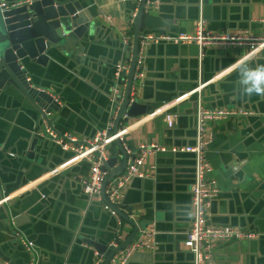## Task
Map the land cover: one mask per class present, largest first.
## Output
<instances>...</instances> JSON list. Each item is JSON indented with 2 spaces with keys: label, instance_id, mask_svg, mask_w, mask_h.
<instances>
[{
  "label": "crops",
  "instance_id": "1",
  "mask_svg": "<svg viewBox=\"0 0 264 264\" xmlns=\"http://www.w3.org/2000/svg\"><path fill=\"white\" fill-rule=\"evenodd\" d=\"M80 1L93 16L91 22L96 24L95 32L91 35L86 33L83 63L75 64L72 60L63 70L50 67L54 80H67L69 84L52 82L57 87L48 92L59 96L66 107L52 113L54 128L86 139L102 130L109 120L111 106L107 92L112 86L114 68L109 69L108 66L113 62L126 63L124 47L125 42L133 46V25H130L129 18L136 8V0ZM160 7L161 17L167 22L163 31L171 35H193L201 18L206 28H210L209 32L214 34L246 33L264 37V0H160ZM186 46H156L149 51L146 85L143 83L137 98L143 96L156 102L186 89L196 76L200 78L198 62L204 63L205 74H212L215 68L226 65L229 60H238L200 92L201 102L202 98L208 100L203 105L199 102L198 105L204 108L216 105L220 94L230 96V101L236 104L234 108H228L256 112L255 116L242 118L241 122L227 120L206 129L207 136L213 141L206 152L211 168L207 177L216 182L220 192L207 216L211 226L238 228L256 238L212 241L209 252L204 253L208 256L204 264H264V96L243 95L239 85L245 67L264 65V49L251 53L243 47L209 48L222 50V56H207L206 51L214 52L204 50L201 59L196 47ZM46 84L41 85L48 87ZM42 86L39 87L44 89ZM222 91L228 93L223 94ZM187 96L185 93L164 105L156 111L161 116L153 119L149 114L127 122L121 120L118 128L128 130L125 140L129 149L136 151L141 145L151 144L191 143L192 115L181 116L172 129L166 127L162 117L179 104H184L186 113L190 112L192 107L186 103L190 95ZM218 103L222 104V101ZM32 107L10 98L0 109L3 133L0 146H4L6 153L18 155L16 159L8 160L0 151V201L3 194L9 197L0 208V264H27L20 240L15 239L1 217L4 211L10 210V203L14 205L19 197L38 188L48 195L49 202H35L37 196L34 194L28 202L29 210L40 206L38 214L32 225H23L18 232L38 246L35 248L43 256L41 264H92L94 256L89 250L73 244L80 237L101 245L109 244L115 235L117 218L112 217L102 204L89 201L82 193L79 180L89 176L87 163L62 162L65 155L44 140V146L39 148L37 155L43 159L38 164L25 158L27 139H31L29 132L38 126L39 114ZM170 131L173 132L171 137ZM20 153L24 157H20ZM106 155L109 159L118 157V162L108 168L109 172L118 171L121 162L118 144L110 145ZM52 168L56 169V175L50 174ZM44 170L47 174L42 173ZM191 170L190 156L171 158L151 154L139 168L140 172L149 175L148 178L134 180L127 185L119 211L136 225L149 221L150 227L157 230L156 249L141 252L143 257L128 264H194L192 253L184 248L192 214L188 178ZM56 176L57 180H52ZM119 232L123 244L131 235L132 227L121 219Z\"/></svg>",
  "mask_w": 264,
  "mask_h": 264
},
{
  "label": "water",
  "instance_id": "2",
  "mask_svg": "<svg viewBox=\"0 0 264 264\" xmlns=\"http://www.w3.org/2000/svg\"><path fill=\"white\" fill-rule=\"evenodd\" d=\"M21 1L23 2L21 6L11 8V9H0V109L7 103L10 98L16 99L21 103H27L32 105L33 109L36 110L39 114L38 118V126L35 130L29 132V136L31 139H27V154L25 158L30 162L39 163L41 158H37L39 148L44 146V141H47L39 136V132L42 128V122L40 120V114L42 109H46L48 113H58L62 111L64 108V104L62 103L59 96H56L54 92L53 94H49L48 91L52 88H56V84H51L52 82H58L62 84H69L67 80H54L50 74V67H55L60 70L65 69L68 67L70 61H74L75 64H81L84 62L86 49H85V39L86 33L88 35L94 34L95 32V25L91 21L93 20V16L91 13L83 8V3L80 0H29L30 3H24L26 0H0V2L6 3H14ZM205 1V0H204ZM146 0L141 1L140 10L138 16L133 24V48H132V61L130 71L128 73V86L126 90L125 97L123 99L122 105L119 110V114L115 121V130L118 128L121 120L128 121L130 119L139 118L144 115L153 114L164 105L169 104L177 99L183 97L185 93L189 96L190 94L196 92L189 96L186 103L189 104L193 108L191 111L186 113L183 110L184 104H179L175 106L171 111L167 113V115H175L176 121L181 120V116L185 115H192V125H191V136L192 142L187 144H175L174 142L168 145L163 146L167 149L166 152H158L155 156H169L171 158H181V156H190L192 160V170L189 172V191H191V186L194 181V162H193V155L192 154H185L181 152H172V148L180 149V148H190L195 146V137H196V118L195 112L199 102L208 103V100L202 98V102L200 99V92L201 90L213 81L218 75L225 72L230 66L235 64L238 60L236 58L234 60H229L226 65L219 66L215 68L212 74H205L204 73V63L197 64V70L199 71L200 68V78L196 76L191 84L187 86L186 89L179 90L176 94L169 96L168 98L161 100V101H152L148 98H144L142 96L141 99L135 98L134 102L131 105H128L129 101V91L132 76L134 73V66L135 61L138 55V37L139 34L143 35H166L170 37H176L179 34L171 35L170 33H166L163 31L167 27V22L163 17H161V7H160V0H159V7L157 11L149 12L147 14L144 13V5ZM198 19V18H197ZM201 19V18H200ZM203 20V19H202ZM207 31L210 30L208 27L206 28ZM229 31V30H228ZM122 48L123 45L121 44ZM156 46L162 47H174V48H182L188 47L186 45H175L173 43H160V44H152L145 50V59H144V66H145V79L143 81L144 86L146 85V80L148 77L149 72V65H148V54L149 51ZM191 47H196L199 52V48L196 45H189ZM124 62L129 61V52L130 47H124ZM182 50V49H178ZM205 50H212V49H205ZM214 54H210L211 51H203V54L207 56H222V50H212ZM204 56V55H202ZM202 56L200 57L202 59ZM200 59V60H201ZM202 62V61H201ZM120 62H118L119 64ZM117 65V62H113L112 65H109V69H113ZM65 71V70H64ZM105 71V70H104ZM197 71V72H198ZM241 72V71H240ZM240 72L236 73L235 75L230 76L229 79L233 78ZM105 75V72H103ZM28 77H31V80H28ZM125 77V75H123ZM224 79V78H223ZM46 84L48 87H44L41 84ZM224 83V82H223ZM143 85V84H142ZM44 87L43 90L45 91H38L37 88ZM208 87V86H207ZM208 89V88H205ZM198 91V92H197ZM221 93H228L222 91ZM110 96V92H107V96ZM220 95V94H219ZM217 96L216 98V105H212V108H234L236 104H233L230 101V96ZM55 96L58 99V103L54 101ZM187 96V97H188ZM119 101V99H117ZM218 101H222V104H219ZM109 102V99H108ZM203 105V104H202ZM64 106V107H63ZM237 106H241L237 104ZM69 107V106H68ZM230 108V109H232ZM107 107V111H108ZM256 113V112H254ZM125 116V117H124ZM235 120L238 122L243 121L242 118L230 119ZM248 120V119H247ZM213 126H216L215 124ZM101 131V130H100ZM99 131V132H100ZM2 131L0 128V137ZM170 137L173 135V132H168ZM94 136V135H93ZM92 136V137H93ZM90 137V138H92ZM44 140V141H42ZM49 142V141H47ZM213 141L211 138L210 144L207 146V151L212 145ZM56 150L63 155H65V159L63 161H69L73 158V154L71 153H63L58 146H55ZM119 152L121 153V162H120V169L116 172H111L107 176L104 184H103V191L107 183H109L114 177L119 176L125 169L126 162H127V155L125 154L124 150L121 146L118 145ZM38 149V150H36ZM169 149V150H168ZM0 151L5 153L4 155L7 157L8 160H13L18 157L17 154L9 152H5L4 146H0ZM20 157H24V154L20 153ZM207 160V156H206ZM118 162V157L115 156L108 160L105 166L102 168V171L105 172L108 170L109 167L114 166ZM43 174L47 172L44 170ZM56 175V169H51L50 174ZM52 180H57V176ZM138 180V178H134L132 181ZM142 180V179H139ZM29 181V180H28ZM25 181L22 182V185ZM80 185V184H79ZM81 187V186H80ZM9 193V192H7ZM34 194H36L37 198H34L35 202L38 203H47L48 195L45 194L42 189L32 190L24 197H19L17 202L14 205L11 203L8 205L10 206V210L4 211L2 222L5 226H9L10 232L14 235L15 239L20 240L24 238V235L18 232V229L23 225H32L34 223L37 210L40 208H33L31 211L29 200L33 198ZM9 197L6 194H3V199H8ZM2 199V200H3ZM219 199V195L217 198L211 203L214 204ZM1 200V201H2ZM0 201V202H1ZM8 200L0 205V208L6 204ZM103 202L105 203V198H103ZM120 206L118 207H110L109 214L112 216V212L119 217V219L132 227V233L127 238L123 244H121L117 249L109 248V244L101 245L97 244L96 242L89 241V240H82L81 237L74 243V247L84 246L87 247L86 250L94 255V252H97L100 255L104 256V264H108L109 261L113 256L123 250L126 246H128L138 235L140 232L151 228L156 233L155 227H150L149 221H145L136 225L134 222L126 218L119 210ZM43 215V214H42ZM41 215V216H42ZM114 217V216H112ZM116 219V218H115ZM117 221V220H116ZM191 222V218H190ZM117 223V222H116ZM208 225H211L208 222ZM118 230V224L114 230V234ZM186 234V233H185ZM115 235H113L112 240L114 239ZM25 241L32 243L34 246H37L34 242L25 239ZM111 240V241H112ZM155 240V249L157 246V236H154ZM21 241V240H20ZM19 243L23 248V252L26 254L27 264H29L32 257L36 259L37 264H41V259L43 258L41 252L34 253L31 255L27 252L25 246L22 242ZM76 241V240H75ZM38 247V246H37ZM144 253H135L133 256L128 260L127 264L130 261H134L136 258L143 257L141 256ZM150 256L147 255V258ZM8 263V262H7Z\"/></svg>",
  "mask_w": 264,
  "mask_h": 264
},
{
  "label": "built area",
  "instance_id": "3",
  "mask_svg": "<svg viewBox=\"0 0 264 264\" xmlns=\"http://www.w3.org/2000/svg\"><path fill=\"white\" fill-rule=\"evenodd\" d=\"M142 0H136V8L133 10L129 23L133 25L141 5ZM23 2L18 1L14 3L0 2V9H11L19 7ZM24 3H30L26 0ZM159 7V0H146L144 5V13L147 14L151 11H157ZM160 43H173L175 45H191L194 44L199 48L200 57L203 51L207 48H220V47H243L249 52L253 53L264 49V37H255L244 34H231L224 33H211L207 31L205 22L200 19L196 24V31L193 35H178L170 37L166 35H143L139 34L138 37V55L135 61L134 73L131 80L129 101L131 105L138 95L139 89L142 87L145 79L146 71L144 66L145 50L152 44ZM125 47H130L129 61L126 63H119L113 69L112 86L110 88L109 103L111 111L109 112V120L105 127L97 132L92 138L79 139L71 132H59L54 128L52 123V114L44 108L41 110L40 120L42 128L38 133L40 137L49 141L54 146H58L63 153L73 154V158L68 163H87L90 166L89 176L80 179L82 193L88 198L89 201H97L104 206L105 210L110 211V207H118L122 199V193L134 179H146L148 174H143L139 168L144 165L145 160L151 154L158 152H166L167 149L163 146L157 145H141L136 151H131L126 144L125 136L128 130L126 128L115 130V120L119 114L120 107L126 94L128 86V73L132 61V48L130 44ZM125 75V77H123ZM29 80V79H28ZM42 91V88H37ZM45 91V90H43ZM198 92V91H197ZM196 92L192 93L195 94ZM190 94V95H192ZM119 99V101H117ZM54 101L58 103L55 97ZM161 116L158 112H154L149 117L154 118ZM255 116L253 111L244 109H230V108H204L198 105L195 118H196V137L195 146L190 148H172V152H181L185 154H192L193 157V170L194 181L190 191L191 203V222L190 227L185 234L184 248L192 253L194 264H204L208 260L205 252H209V245L212 241L221 240H252L256 236L244 232L238 228L231 227H215L208 225V211L211 203L219 195V189L216 182L207 177L211 171L210 165L206 160L207 146L211 142V137L207 136L206 129L210 125L224 122L230 119L245 118ZM125 117V116H124ZM163 121L168 129H172L175 122V115H163ZM113 143H117L122 147L127 155V162L124 171L119 176L114 177L109 183L106 184L104 191L103 184L109 175V170L103 172L102 168L108 162L109 158L106 155L107 148ZM105 198V203L103 202ZM8 199H3L0 205L5 203ZM117 218L118 230L115 233L114 239L110 242L109 248L117 249L121 243L122 238L119 232L121 227V220L115 213H111ZM155 232L153 229L148 228L139 233V235L123 250L111 258L108 264H127L128 260L135 253L153 251L155 249ZM25 246L27 252L31 255L36 253L35 246L24 240L20 239ZM87 248V247H85ZM94 260L92 264H104V256L94 252ZM9 264V263H2ZM29 264H37L34 257L31 258Z\"/></svg>",
  "mask_w": 264,
  "mask_h": 264
},
{
  "label": "clouds",
  "instance_id": "4",
  "mask_svg": "<svg viewBox=\"0 0 264 264\" xmlns=\"http://www.w3.org/2000/svg\"><path fill=\"white\" fill-rule=\"evenodd\" d=\"M239 85L243 95L264 96V65L256 68L245 67L242 70Z\"/></svg>",
  "mask_w": 264,
  "mask_h": 264
}]
</instances>
